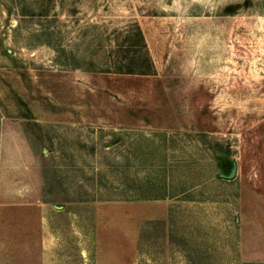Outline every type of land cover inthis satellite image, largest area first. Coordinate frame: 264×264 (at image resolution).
I'll list each match as a JSON object with an SVG mask.
<instances>
[{
    "label": "rangeland",
    "instance_id": "obj_1",
    "mask_svg": "<svg viewBox=\"0 0 264 264\" xmlns=\"http://www.w3.org/2000/svg\"><path fill=\"white\" fill-rule=\"evenodd\" d=\"M0 264H264V0H0Z\"/></svg>",
    "mask_w": 264,
    "mask_h": 264
}]
</instances>
